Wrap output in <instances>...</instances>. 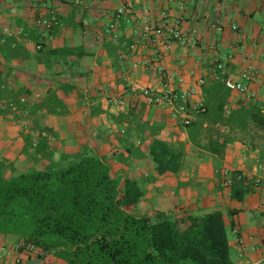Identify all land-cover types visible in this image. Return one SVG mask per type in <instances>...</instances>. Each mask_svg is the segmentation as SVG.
Wrapping results in <instances>:
<instances>
[{
	"label": "crops",
	"instance_id": "crops-1",
	"mask_svg": "<svg viewBox=\"0 0 264 264\" xmlns=\"http://www.w3.org/2000/svg\"><path fill=\"white\" fill-rule=\"evenodd\" d=\"M119 9L124 13L118 20ZM163 14L177 21L190 42L131 49L138 23L144 18L159 22ZM52 17L59 24L41 35L36 20ZM112 24L118 25V41ZM20 30L27 37L17 34ZM144 61L157 62L173 76L175 88L206 80L189 103L191 113L205 110L194 116L191 128L181 124L172 107L136 98L153 85L145 66L134 67ZM218 63L235 78L252 65L261 82L253 83L247 95L231 92L213 75ZM156 85L161 91L159 78ZM113 95L128 99L131 107L110 105ZM9 101L19 110L6 107ZM263 103L264 0H0V160L9 167L7 176L49 164L33 150L24 153L29 131L36 142L42 132L55 162L63 155L96 153L113 175L139 182L145 196L135 208L141 210L138 215L222 212L228 237H234L229 241L233 264H264V127L250 116L252 106L261 111ZM153 137L184 149L178 173L155 174L148 156ZM209 142L224 144L223 155L196 144ZM120 155L128 165L117 161ZM225 170L249 180L251 192L243 202L232 200ZM0 264L66 262L0 235Z\"/></svg>",
	"mask_w": 264,
	"mask_h": 264
},
{
	"label": "trees",
	"instance_id": "trees-1",
	"mask_svg": "<svg viewBox=\"0 0 264 264\" xmlns=\"http://www.w3.org/2000/svg\"><path fill=\"white\" fill-rule=\"evenodd\" d=\"M250 116L264 127L257 105ZM32 138L29 131L24 153L33 150L49 164L8 177L0 160L1 236L54 253L66 264H233L222 212L137 215L133 210L145 192L136 179L113 175L107 160L93 152L63 155L55 162L42 132L35 145ZM196 144L219 156L225 148ZM127 152L134 155L133 149ZM148 156L155 174L163 176L182 169L185 151L153 137ZM117 161L128 165L124 155ZM230 190L232 200L243 202L250 182L234 172Z\"/></svg>",
	"mask_w": 264,
	"mask_h": 264
},
{
	"label": "built area",
	"instance_id": "built-area-1",
	"mask_svg": "<svg viewBox=\"0 0 264 264\" xmlns=\"http://www.w3.org/2000/svg\"><path fill=\"white\" fill-rule=\"evenodd\" d=\"M123 13L124 9L118 10V20L122 17ZM143 13L145 14L146 10H143ZM58 24L59 23L56 17L41 18L36 20V27L41 35H45L47 32H50ZM117 27V24H112L110 26V29L113 32V39L115 41H118L120 37L117 32ZM5 33L8 36H13V33H11L9 29H5ZM17 34L27 37L26 33L22 30H20ZM190 39L191 38L188 35L180 31L177 26V21L169 22L168 17L163 14L159 22L153 23L149 19L144 18L141 20L140 24L138 23V27L135 31V43L130 48L135 49L137 45L142 47H158V45L163 43L167 49H170L175 43L184 45L189 43ZM36 49H42L41 42H38ZM124 59L125 54H122L121 61L123 62ZM138 65L146 67V70L152 77L153 85L142 89L140 93L137 94V99H139V97L143 98L145 103L149 106L163 105L172 107L174 110V116L180 120L184 127L193 123L195 115L205 111L204 108H200L196 110L195 113L189 112L190 100L198 94L200 87L206 85L205 79H198L196 84L189 88H175V79L173 76L167 74L164 69L158 66L157 62H139L135 64L134 67H137ZM226 72L227 69L222 63H218L213 69L215 79L231 92L247 95L250 93V87L253 83L259 81L261 82L259 70L252 65L242 69L236 78L226 76ZM158 78L161 81V91L158 90V86L156 85ZM178 81L179 83L183 82L182 79H179ZM20 101L22 103L25 102V98H22ZM108 103L121 109H128L132 104L128 99L114 95L108 97ZM5 106L14 111L19 110V107L13 101H9ZM261 112L264 114V103ZM26 114L27 112H24V115ZM122 133H124V131H122ZM32 142L34 145L36 144L35 139H32ZM232 174L233 173H230L228 170H225L223 173L224 185L229 188L232 185Z\"/></svg>",
	"mask_w": 264,
	"mask_h": 264
},
{
	"label": "rangeland",
	"instance_id": "rangeland-1",
	"mask_svg": "<svg viewBox=\"0 0 264 264\" xmlns=\"http://www.w3.org/2000/svg\"><path fill=\"white\" fill-rule=\"evenodd\" d=\"M3 163H4V161H3ZM5 164V163H4ZM7 169H9V167H7ZM156 205H158V204H156ZM155 206V205H154ZM158 207H156V209H157ZM150 210H152V209H150ZM158 211V210H157ZM133 213H135V214H140L141 213V210H139V209H135V210H133ZM145 213V212H144ZM229 241H230V243L232 242V240L234 239V237H233V235H230L229 237ZM231 258L234 260V252H233V250L231 249Z\"/></svg>",
	"mask_w": 264,
	"mask_h": 264
}]
</instances>
